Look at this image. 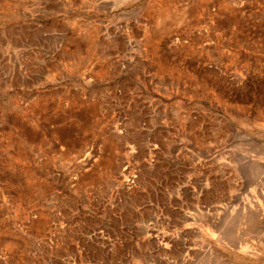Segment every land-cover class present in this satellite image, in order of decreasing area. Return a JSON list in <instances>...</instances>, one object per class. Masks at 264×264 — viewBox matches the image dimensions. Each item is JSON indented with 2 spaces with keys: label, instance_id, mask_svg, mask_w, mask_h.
<instances>
[{
  "label": "rangeland",
  "instance_id": "rangeland-1",
  "mask_svg": "<svg viewBox=\"0 0 264 264\" xmlns=\"http://www.w3.org/2000/svg\"><path fill=\"white\" fill-rule=\"evenodd\" d=\"M263 201L264 0H0V264H264Z\"/></svg>",
  "mask_w": 264,
  "mask_h": 264
},
{
  "label": "bare ground",
  "instance_id": "bare-ground-1",
  "mask_svg": "<svg viewBox=\"0 0 264 264\" xmlns=\"http://www.w3.org/2000/svg\"><path fill=\"white\" fill-rule=\"evenodd\" d=\"M263 202H264V201H263ZM258 204H259V203H258ZM259 206H260V205H259ZM257 212H258V211H257ZM261 213H262V212H261ZM245 214H247V213H245ZM245 214H244V216H245ZM248 214H249V213H248ZM256 215H258V214H256ZM260 215H261V214H259V216H260ZM237 216H238V215H237ZM246 216H247V215H246ZM250 216H251V214H250ZM250 216H249V217H250ZM249 217H245V218L247 219V218H249ZM242 218H243V217H242ZM251 218H252V216H251ZM260 218H261V217H260ZM246 219H245V220H246ZM225 220H226V219H225ZM242 220H243V219H242ZM259 220H260V219H259ZM241 222H242V221H241ZM255 222H256V221H255ZM230 223H231V222H230ZM236 223H237V222H236ZM244 223H245V221H244ZM246 223H247V222H246ZM249 223H250V221H249ZM241 224H243V223H241ZM241 224H240V225H241ZM247 225H248V224H247ZM247 225H246L245 227H243V228H246ZM249 225H250V224H249ZM232 226H233V225H232ZM234 226H235V225H234ZM234 226H233V227H234ZM253 226H254V225H253ZM253 226H252V224H251V229L253 228ZM241 227H242V226H241ZM241 227H240V228H241ZM257 227H258V226H257ZM234 228H235V227H234ZM229 229H230V228H229ZM232 229H233V228H232ZM220 231H221V230H220ZM222 231H223V230H222ZM230 231H231V233L233 234V232H232L231 229H230ZM236 231H237V230H236ZM241 231H242V230H241ZM246 231H247V230H246ZM251 231H252V230H251ZM237 232H238V231H237ZM223 233H224V232H223ZM228 233H229V232H228ZM231 233H230L229 235H227V233H226V234H224L223 236H224V237H226V236L229 237V236L231 235ZM241 233H242V232H241ZM238 234H239V233H238ZM220 235H221V233H220ZM225 235H226V236H225ZM221 236H222V235H221ZM223 236H222V237H223ZM231 236H232V235H231ZM234 236H235V235H234ZM234 236H232V238H233ZM238 236H239V235H238ZM238 236H237V237H238ZM224 237H223V238H224ZM235 237H236V236H235ZM230 238H231V237H230ZM238 238H239V237H238ZM229 240H230V239H229ZM213 253H214V252H213ZM201 255H202V254H201ZM205 257H206V256H205ZM205 257H201V258H199V260L201 259V261L206 262V258H207V257H206V258H205ZM216 257H219V256L216 255ZM218 259H219V258H218ZM218 259H216V261H215L216 264L218 263V262H217ZM212 260H214V259L212 258ZM219 260H220V259H219ZM225 260H226V259H225ZM198 262H199V261H198ZM210 262H211V261H210ZM219 262H220V261H219ZM228 262H229V261H228ZM207 263L209 264V262H207ZM223 263H224V262H223ZM229 263H230V262H229ZM229 263H228V264H229ZM224 264H226V263H224Z\"/></svg>",
  "mask_w": 264,
  "mask_h": 264
}]
</instances>
